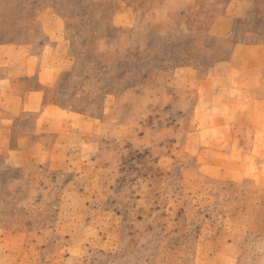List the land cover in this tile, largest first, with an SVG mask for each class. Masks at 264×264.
<instances>
[{
	"label": "rangeland",
	"instance_id": "374dc122",
	"mask_svg": "<svg viewBox=\"0 0 264 264\" xmlns=\"http://www.w3.org/2000/svg\"><path fill=\"white\" fill-rule=\"evenodd\" d=\"M0 50L62 64L0 264H264V0H0Z\"/></svg>",
	"mask_w": 264,
	"mask_h": 264
},
{
	"label": "crops",
	"instance_id": "0c3cea01",
	"mask_svg": "<svg viewBox=\"0 0 264 264\" xmlns=\"http://www.w3.org/2000/svg\"><path fill=\"white\" fill-rule=\"evenodd\" d=\"M44 52L6 57L4 51L0 50V67H6L7 70L0 76V146L6 145L3 139L10 133V150L19 154L34 152V157L35 153L38 155L42 152L37 147L43 143V139L50 137L56 130L54 127L57 122L51 118L46 120L45 117L51 111L60 109H52L46 103L45 95L48 93L47 88L56 83L62 64L59 63V55L54 53L57 56L54 57L52 53L48 58ZM25 79H34V85L23 84ZM31 117L34 118L32 126H26V120ZM24 144L28 145L23 148Z\"/></svg>",
	"mask_w": 264,
	"mask_h": 264
}]
</instances>
